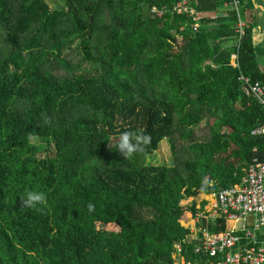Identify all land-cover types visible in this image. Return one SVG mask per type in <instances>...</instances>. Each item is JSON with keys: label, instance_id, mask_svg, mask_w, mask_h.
I'll list each match as a JSON object with an SVG mask.
<instances>
[{"label": "trees", "instance_id": "trees-1", "mask_svg": "<svg viewBox=\"0 0 264 264\" xmlns=\"http://www.w3.org/2000/svg\"><path fill=\"white\" fill-rule=\"evenodd\" d=\"M62 1L0 0V264H175L177 242L208 264L184 243L197 209L183 202L264 160L251 134L264 107L240 80L264 81L250 17L262 0H239L241 37L232 0H192L197 28L172 11L182 0ZM124 131L150 143L124 158ZM32 138L55 155L38 157ZM163 140L172 165L148 163ZM28 191L45 203L21 207Z\"/></svg>", "mask_w": 264, "mask_h": 264}, {"label": "built area", "instance_id": "built-area-1", "mask_svg": "<svg viewBox=\"0 0 264 264\" xmlns=\"http://www.w3.org/2000/svg\"><path fill=\"white\" fill-rule=\"evenodd\" d=\"M225 7L236 12V32L241 37L247 25L241 15L239 0H232ZM172 11L189 14L195 28L204 16L192 6V0L178 2ZM232 57V64L236 66V55ZM240 80L244 94L255 98L264 107V81H252L245 76ZM251 134L264 136V124L253 129ZM208 197L200 200L196 213L189 216L193 222L187 225L190 234L184 243L194 244L196 253L209 258L208 264H264V160L254 158L239 184L220 189ZM218 219L225 220L226 229L209 230V224L220 226ZM174 249L176 264H193L182 255L183 242L175 243Z\"/></svg>", "mask_w": 264, "mask_h": 264}, {"label": "rangeland", "instance_id": "rangeland-1", "mask_svg": "<svg viewBox=\"0 0 264 264\" xmlns=\"http://www.w3.org/2000/svg\"><path fill=\"white\" fill-rule=\"evenodd\" d=\"M46 1L52 10L60 9L64 7V2L62 0H46ZM253 15L250 14V17L251 18L253 17V19L255 18L254 20L259 23V28H260V29L257 28L255 30L256 34H258L257 42L260 41L262 43L264 42V16H263V13L258 10L257 11L255 10V13ZM31 141L40 147V151L37 154L38 157L46 158V157H53L55 155V149H54L53 144L49 143L47 140L39 139V138H32ZM147 162L151 164H156V165H172V155H171V150H170V143L167 140H163L159 144L158 149L148 157ZM209 198L210 197H208V199ZM188 200L194 201V200H197V198L196 199H194V197L193 199L188 198L186 201L183 202V204L185 205L188 202ZM189 216L187 220V225L192 224L193 222L191 217L189 218ZM248 218H250V216H248ZM248 221H251V220L248 219ZM182 260L183 259H181V261Z\"/></svg>", "mask_w": 264, "mask_h": 264}, {"label": "clouds", "instance_id": "clouds-1", "mask_svg": "<svg viewBox=\"0 0 264 264\" xmlns=\"http://www.w3.org/2000/svg\"><path fill=\"white\" fill-rule=\"evenodd\" d=\"M151 137L148 134H135L124 131L119 134V138L114 145V149L124 158L130 157L133 153L144 151L146 145L150 143ZM21 207L35 208L38 204L45 203V194L42 192L28 191L26 196L21 200ZM91 210L92 205L87 206Z\"/></svg>", "mask_w": 264, "mask_h": 264}, {"label": "crops", "instance_id": "crops-1", "mask_svg": "<svg viewBox=\"0 0 264 264\" xmlns=\"http://www.w3.org/2000/svg\"><path fill=\"white\" fill-rule=\"evenodd\" d=\"M256 5H259V3H256ZM255 10L257 11L258 9L256 8V6H255ZM258 28H259V26H258ZM260 29V28H259ZM260 42V41H259ZM208 197V195L207 194H203V195H200V197L199 198H197V200H192V202L190 201V200H188V203L190 204V203H195V205H196V208L199 206V202H200V200H202L203 198L205 199V198H207ZM195 199V198H194Z\"/></svg>", "mask_w": 264, "mask_h": 264}, {"label": "water", "instance_id": "water-1", "mask_svg": "<svg viewBox=\"0 0 264 264\" xmlns=\"http://www.w3.org/2000/svg\"><path fill=\"white\" fill-rule=\"evenodd\" d=\"M253 1H255V0H253ZM255 6L257 9H259L264 14V0H262V3L259 5L255 4Z\"/></svg>", "mask_w": 264, "mask_h": 264}]
</instances>
